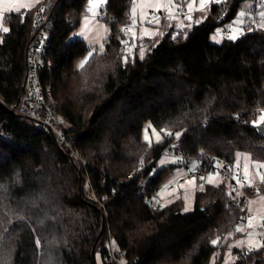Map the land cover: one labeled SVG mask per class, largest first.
<instances>
[{"label": "trees", "instance_id": "trees-1", "mask_svg": "<svg viewBox=\"0 0 264 264\" xmlns=\"http://www.w3.org/2000/svg\"><path fill=\"white\" fill-rule=\"evenodd\" d=\"M87 1L53 0L49 9L54 92L64 130L85 164L59 147L49 130L3 104L21 91L41 2L25 14H5L0 264L9 253L6 264H99L98 255L103 264H213L225 238L242 233L237 229L248 198L260 188L244 187L243 193L226 179L205 181L193 210L184 212L180 198L165 205L154 198L173 167H157V160L174 150L184 165L181 174L192 158L198 168L207 159L229 168L237 150L264 162V135L250 125L264 108V27L246 26L235 40L213 42L212 33L245 0H212L204 20L187 32L170 26L143 58L126 56L116 33L129 20L134 0H107L104 18L111 16L112 33L105 49L76 67L75 58L88 46L68 37ZM154 15L153 21L166 12ZM146 120L162 131V140L150 144L142 138ZM235 257L232 264H264V250L240 249Z\"/></svg>", "mask_w": 264, "mask_h": 264}, {"label": "rangeland", "instance_id": "rangeland-1", "mask_svg": "<svg viewBox=\"0 0 264 264\" xmlns=\"http://www.w3.org/2000/svg\"><path fill=\"white\" fill-rule=\"evenodd\" d=\"M41 1L42 0H31L30 7L21 9L20 12L25 14L28 10L35 9V7H37ZM219 1L220 0H215L214 2ZM94 2L97 4L95 7L90 4V0L86 2L84 13L80 16L78 24L71 30L68 37L70 39H83L85 44L88 46V50L84 54L75 58L74 65L76 67H80L82 62H84V65L95 50L103 51L105 49L106 42L112 33L110 21L111 16L107 15L108 19L104 18V15L107 13V0H94ZM191 2L192 0H175V6L171 9L173 16L170 17L167 0H134V3L131 7V15L129 20L126 23L118 24V31L116 33L117 37L125 44L127 53L126 56L138 55L141 57L145 55V53L159 41V39L169 29L170 26H173L177 29H183L185 32H187L194 24L202 22L207 15L209 5L211 4L212 0L206 3L204 8L200 7V0H195L193 8L190 10L187 5ZM2 6L8 8L12 5L8 2H5V4ZM177 8L179 10H177ZM160 11H165L166 17L159 19V23H156V20L153 21L152 18L155 17V12ZM241 12L245 13L243 17L239 15ZM181 13H184L185 16H181ZM188 16H191L190 20L187 18ZM3 24L5 27H7L4 21ZM257 25L258 27H264V0H245L239 7L236 16L223 26L218 27L215 32L212 33L211 40L213 42L220 43L224 38H230L234 29H242L244 32L246 26L251 28V26L253 27ZM125 26H129L127 31L124 30ZM1 32L3 31L0 30V36L2 34ZM262 113L264 112L257 113V120ZM146 130L148 134V140H145ZM142 138L148 143L152 144L162 140L163 133L156 126H154L150 120H146L143 124ZM178 160L179 156L174 150L167 153H162V155L157 160V167L170 164H173V167L165 173L159 186L160 191L154 195V198H158L161 205L171 203L180 198L183 202L182 209L184 212H186L193 210L195 203V192L199 188H202V186L205 184L199 183V178L196 176H185L183 178L181 173L184 171V165L179 164ZM212 161H214L215 165H218L217 160L214 159ZM256 162L257 161L252 159L250 152L245 150H237L235 153L234 162L232 165H230V168L235 173V177L239 176V184H243V186H240V188H234L231 184V180L225 176L222 170L219 168L216 170H211L205 175L206 184H217L226 179L227 184L229 186L231 185L232 189L234 190L243 192L244 187L253 188L256 184L253 183L251 186H249V182L245 181V179L242 177V173H244V167L247 165L251 179L254 180L256 178V173L254 174L256 167L253 170L252 164L254 163L257 165ZM262 163L264 162H260L259 164ZM188 164L192 167V169H196L198 167V160L196 158H192ZM237 164H239V167H237ZM154 171L155 169L153 172ZM210 174H218L212 183L207 182V178ZM179 178H183V180L180 181ZM193 180L194 183H188V181ZM172 183H174V185L171 187ZM242 226L243 225H240L238 229L242 230ZM243 239L244 235L225 238V241L228 243L225 245L223 251L221 248L216 251L212 258V263L215 264L216 261L220 259V264H232L236 259V243L239 241V245L242 246L241 242L243 241L241 240ZM222 253L223 256H221ZM97 257L99 264H103L100 256L98 255ZM10 258V253L6 254L3 259V264H6Z\"/></svg>", "mask_w": 264, "mask_h": 264}, {"label": "built area", "instance_id": "built-area-1", "mask_svg": "<svg viewBox=\"0 0 264 264\" xmlns=\"http://www.w3.org/2000/svg\"><path fill=\"white\" fill-rule=\"evenodd\" d=\"M52 1L42 0L36 9L31 37L26 46L24 79L18 97L10 102L2 101L0 97V101L8 110L26 116L36 121L43 129L49 130L59 147L70 149L76 158L85 164L86 160L73 149L68 134L64 130L65 119L60 113L54 92L52 78L54 64L50 53L52 25L49 11ZM128 29L129 26L124 27V30ZM259 112H264V108H261ZM217 168L222 170L225 176L230 177L234 188H240L241 185L235 181V173L230 167L226 168L223 161L215 165L207 159L200 164L199 168L185 167V172L181 175L183 178L188 175L197 176L199 182L204 184L206 180L200 178H205L209 171ZM183 178L179 180L182 181ZM173 185L174 183L171 187ZM248 214L247 210L246 215Z\"/></svg>", "mask_w": 264, "mask_h": 264}, {"label": "crops", "instance_id": "crops-1", "mask_svg": "<svg viewBox=\"0 0 264 264\" xmlns=\"http://www.w3.org/2000/svg\"><path fill=\"white\" fill-rule=\"evenodd\" d=\"M0 8H7V7H3L2 5H0ZM260 162L261 161H257L256 163L259 164ZM254 165L255 164L253 163L252 164L253 170L255 169ZM256 171H257V168L256 170H254V174L257 173ZM258 171L261 175H264V168H259ZM242 177L244 178V173H242ZM254 181H255L254 183L256 184L255 185L256 188L253 187L250 189L253 191L255 189L258 190L260 188V192L254 193L253 195H251L252 197L250 196V198H248L249 201H247L248 203L247 210L249 214L245 215L244 217L242 233L240 234L241 236L244 235V239L241 240L243 241L241 242L242 246L239 245V241L236 243L237 245L235 247L236 252L237 250H240V249L247 250V251L264 250V183L260 182L257 175ZM253 217L254 219H252L251 221L253 226L249 228L248 227L249 219Z\"/></svg>", "mask_w": 264, "mask_h": 264}, {"label": "snow or ice", "instance_id": "snow-or-ice-1", "mask_svg": "<svg viewBox=\"0 0 264 264\" xmlns=\"http://www.w3.org/2000/svg\"><path fill=\"white\" fill-rule=\"evenodd\" d=\"M5 2H8L10 3L12 6L11 7H8V8H0V30H2L3 32H8L9 29L7 27L4 26L3 24V21L5 19V13L6 12H20L21 9H25V8H29L30 7V3H31V0H0V5H3L5 4ZM210 2V0H200V7L201 8H204V6L206 5V3ZM90 4H92L93 7L97 6V4L94 2V0H90ZM167 4H168V7H169V16L172 17L173 14H172V7L175 6V0H167ZM195 4V0H192L191 3H188V8L190 10H192L193 8V5ZM159 10V9H157ZM177 10H179L177 8ZM241 17H243L245 15L244 12H241L239 14ZM189 20L191 19V16H188L187 17ZM156 23H159V18L157 17L156 18ZM242 23V21H241ZM243 34V30L242 29H234L233 30V34L231 35L230 39H237L239 35H242ZM141 58H143V56H141ZM83 63H81V67H83ZM255 126L259 127L260 125L264 124V113L261 114V116L259 117L258 121H254L253 122ZM179 134H177L178 136ZM145 140H148V134H147V130L145 131ZM237 167H239V164H237ZM254 167H256L257 169L259 168H264V163L262 164H257V165H254ZM216 175L218 174H210L209 177L207 178V182L208 183H212L214 182L215 178H216ZM256 175L258 176L259 180L261 183H264V175H261L259 173V171H257ZM200 179H205L204 177H201ZM235 179L237 180V182L239 183L240 180H239V176L235 177ZM244 179L246 182H249V186H251V184H253L255 181L251 179V175L249 173V169H248V166L245 165L244 167ZM188 183H194V180L193 181H188ZM243 186V185H241ZM252 219L253 218H250L249 219V222H248V227L251 228L253 225H252ZM238 231H241V229H237ZM218 241H212V243H217Z\"/></svg>", "mask_w": 264, "mask_h": 264}, {"label": "water", "instance_id": "water-1", "mask_svg": "<svg viewBox=\"0 0 264 264\" xmlns=\"http://www.w3.org/2000/svg\"><path fill=\"white\" fill-rule=\"evenodd\" d=\"M254 121H258V120H256V119L251 120L250 125L255 127L260 134L264 135V124L257 127L254 125V123H253ZM225 167H227V165H225ZM79 173H80V177H81V171L80 170H79ZM80 182H81V178H80Z\"/></svg>", "mask_w": 264, "mask_h": 264}, {"label": "bare ground", "instance_id": "bare-ground-1", "mask_svg": "<svg viewBox=\"0 0 264 264\" xmlns=\"http://www.w3.org/2000/svg\"><path fill=\"white\" fill-rule=\"evenodd\" d=\"M72 143V142H71Z\"/></svg>", "mask_w": 264, "mask_h": 264}]
</instances>
